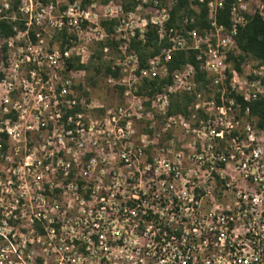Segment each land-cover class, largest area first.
<instances>
[{
  "label": "built area",
  "instance_id": "1",
  "mask_svg": "<svg viewBox=\"0 0 264 264\" xmlns=\"http://www.w3.org/2000/svg\"><path fill=\"white\" fill-rule=\"evenodd\" d=\"M98 1L0 0V264H264V125L235 101L264 97V62L228 61L264 4L235 0L226 29L224 0H186L173 24L177 0ZM200 5L205 27L189 28ZM149 33L158 48L141 62L131 45ZM177 52L204 81L169 69ZM92 57L119 92L112 109L68 68Z\"/></svg>",
  "mask_w": 264,
  "mask_h": 264
},
{
  "label": "trees",
  "instance_id": "2",
  "mask_svg": "<svg viewBox=\"0 0 264 264\" xmlns=\"http://www.w3.org/2000/svg\"><path fill=\"white\" fill-rule=\"evenodd\" d=\"M125 3L123 6L125 8H130L131 5L128 3L129 0H120ZM235 2V0H224L223 8L220 10L217 15V23L223 25L226 29L230 27L229 21V11L231 5ZM264 4V0H261ZM188 6V2L186 0H177L176 4L171 8L170 11V23L173 24L179 16L185 14ZM192 14L193 16V24L189 26V28H197L199 30L203 29L206 24V10L204 6H198V13ZM246 23L242 27H238L236 33L233 37L236 51L238 52L236 56H232V54L228 55V61L231 63L232 68L236 71L239 70V66L244 62L245 59H250L257 64H261L264 62V22L260 20V18L255 15H245ZM10 33L9 25L4 22H0V37H5ZM131 48L137 53L140 61L142 62L147 56H151L157 51V46L154 40V34L149 33L147 40L144 44L133 42ZM184 63H190L193 65L195 70V78L196 82L204 81V74H202L198 70V65L193 61V57L191 53H181L177 52L172 56V59L169 64V69H174L179 67ZM89 65L84 66L78 63L69 64L68 68L71 70H83L87 71ZM95 73H98L99 70L95 69ZM105 74H109V69H104ZM92 84V81H91ZM189 99L186 97H179V103H171L170 112L171 113H180L181 110H184V104L188 102ZM235 101L239 103L240 111L243 112L245 109L248 110L250 116L255 117L256 124L258 128H262L264 125V97H257L255 100L250 102H243L242 99L236 98Z\"/></svg>",
  "mask_w": 264,
  "mask_h": 264
},
{
  "label": "rangeland",
  "instance_id": "3",
  "mask_svg": "<svg viewBox=\"0 0 264 264\" xmlns=\"http://www.w3.org/2000/svg\"><path fill=\"white\" fill-rule=\"evenodd\" d=\"M93 2H99L98 0H92ZM116 1V0H113ZM92 56L98 54V48L96 45L92 44L91 46ZM100 61H97L96 58L92 57V61L89 64L87 71L84 72V75L80 78V81L84 84L83 91L85 95H89V98L94 107H102V109H112L114 106L120 103V95L118 91H115L110 87L106 82V75L103 72V63L100 64ZM98 69L99 72L95 73L94 70ZM92 81V84H91ZM79 90H82L79 88ZM88 90V92L86 91ZM100 112H93V117L98 118ZM159 126L155 125L154 133H158ZM172 137V144L170 152L174 153L179 149L181 132L178 126H173L170 132L167 134ZM179 140V141H178ZM165 145V143H163Z\"/></svg>",
  "mask_w": 264,
  "mask_h": 264
}]
</instances>
